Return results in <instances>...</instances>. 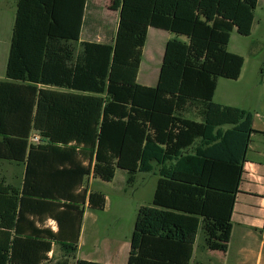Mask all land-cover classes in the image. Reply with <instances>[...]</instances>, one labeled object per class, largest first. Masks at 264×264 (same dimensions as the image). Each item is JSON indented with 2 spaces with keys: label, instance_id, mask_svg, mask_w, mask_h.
I'll return each mask as SVG.
<instances>
[{
  "label": "trees",
  "instance_id": "obj_1",
  "mask_svg": "<svg viewBox=\"0 0 264 264\" xmlns=\"http://www.w3.org/2000/svg\"><path fill=\"white\" fill-rule=\"evenodd\" d=\"M118 2L116 27L96 41L80 40L99 21L90 0H17L0 159L22 164L24 177L20 188L0 180V264H40L53 244L62 257L50 264H104L76 259L85 209L106 201L84 183L117 169L128 183L157 176L126 264H189L200 224L231 221L253 114L213 97L219 78L240 76L244 58L227 45L233 29L251 34L258 0ZM149 27L173 34L154 86L137 82Z\"/></svg>",
  "mask_w": 264,
  "mask_h": 264
},
{
  "label": "rangeland",
  "instance_id": "obj_2",
  "mask_svg": "<svg viewBox=\"0 0 264 264\" xmlns=\"http://www.w3.org/2000/svg\"><path fill=\"white\" fill-rule=\"evenodd\" d=\"M92 2L98 5V9L95 13L96 17L99 18V21H95L96 31L92 38L103 41L107 26L114 29L117 23L119 2L118 0H92ZM16 3L17 0H0V79H5V65L14 24ZM254 15L251 34L247 36L241 35L236 29H233L227 45L228 51L239 54L245 59L243 70L244 79L237 84L231 79L219 78L215 100L223 96L226 87L224 82L228 81L231 91L236 94V96H233L234 100L242 99L246 102L245 104H249L250 101L258 99L262 105L264 104V70H260L256 75L257 81L254 91L251 93L245 91L253 86L251 84V78L255 76L257 69H264V0H258ZM85 31L88 32V30ZM161 31L162 33L157 41L153 37L152 30H150L149 36L146 39L144 45L145 56L141 60L137 75V82L141 85L154 86L156 84L166 40L168 35H173L169 31ZM82 38L85 39V34ZM156 42H158V46H156ZM74 45L77 49L80 48L79 43H74ZM149 50L153 52L151 65H147ZM148 66L151 68L150 72L147 68ZM243 93L248 95L243 96ZM3 165L9 176L15 171V168L9 166L7 163ZM127 177L128 174L126 171L117 169L114 178L109 182L102 181L93 176H89L85 179L84 184L87 188L101 192L106 196L107 205L106 209L101 211H89L88 209L83 220L82 234L84 240L80 245V256L86 254V251L95 250V248H92V239H95L97 235L101 240H112L109 255L113 252L119 253L120 245L127 250L126 254L128 255L130 237L138 208L142 205L151 204L157 176L152 173L139 172L136 174L134 181L130 183L127 182ZM90 180L91 184L89 183ZM238 197H240V195H238ZM237 205L239 204L237 203ZM238 207H240V205ZM253 210L252 212L255 213L259 211V208L255 206ZM234 214L236 213L234 212ZM251 215L252 213L250 216ZM247 218H249L250 221H254L253 223L255 225L253 226L257 228L256 233H254V241H252L254 252L248 251L244 252L242 255L236 252V244L239 245V240L243 238L241 230L244 229L245 224L237 225L239 222L235 218L234 223H237L235 225L236 231L235 235L232 237L229 249L228 264L238 262L237 260H240V257L245 258L242 264H264V235L260 233L261 226L256 224L257 219L255 217ZM211 228L212 231H214V229H222L225 228V226L220 223H214L211 225ZM204 230L202 226V230L198 236V242L201 240ZM247 240L248 239L245 238V242H248ZM104 252H106V250H104ZM202 254L204 255V253ZM60 255H62V252L58 250L57 258H59ZM102 255L103 254L99 257H91L89 255L88 258L99 260ZM103 256H106V254ZM108 262L124 264V261H121L119 258L116 261L109 260Z\"/></svg>",
  "mask_w": 264,
  "mask_h": 264
},
{
  "label": "crops",
  "instance_id": "obj_3",
  "mask_svg": "<svg viewBox=\"0 0 264 264\" xmlns=\"http://www.w3.org/2000/svg\"><path fill=\"white\" fill-rule=\"evenodd\" d=\"M90 4H92L94 7L98 6L94 4L92 0H90ZM150 30H152L153 37L157 41L158 37L162 33L161 31L162 29H158V28L153 29V27H149L147 38L149 36ZM84 34H85V39L82 38ZM172 36L173 35H168L167 40L171 38ZM90 37L91 38L94 37V32L93 31L86 32L84 30L81 33L80 40H87V39H90ZM158 45H159L158 42H156V46ZM144 56L145 55H144V47H143L142 58ZM152 58H153V52L149 50L147 65H151ZM244 64H245V59H244ZM244 64H243L240 76L237 79L233 80L237 84L238 82H241L242 79H244V76H243ZM147 68L149 69V72H150L151 68L149 66ZM259 71H260V68L257 69V71L255 72V76L251 78V84L253 86L251 88H248L245 91H248L249 93L254 91V87L257 81L256 75ZM224 83L226 87H225L223 96H221L218 100H215L214 98L216 96L217 87L219 84L217 83L213 101L218 104L238 107V108L245 109V110L252 112L253 114L252 128L254 132L251 133V141L249 143L248 151L246 155L247 161L244 165V173L242 176V181L240 183V189H239L240 194L239 193L237 194V201L234 206L231 221L229 223H220L224 225L225 228L214 229V231H212L211 225L214 223H218V222L210 221V222H202L200 224V227L196 235V240L193 245L192 258L189 264H228L229 249H230V245L232 242V237L233 235H235V231H236L235 225L237 223H234L235 218L239 222L237 225L245 224L244 229L241 230L243 238L239 240V245L236 244V248H235L236 252H239L241 255L244 252H248V251L254 252L252 241H254V233H256L257 228L256 226H253L255 225L253 223L254 221H250V219L247 217H255L257 219L256 224L261 226L260 233L264 235V227H263V223H264V104L262 105L258 99L254 101H250L249 104L247 103L248 105L245 104L246 102L242 99L234 100L233 96H236V94L231 91L228 81ZM246 95L248 94L243 93V96H246ZM4 163H7L9 166H12L15 168V171L10 176L6 173V170L3 167ZM21 167H22V170H21ZM23 177H24V167L22 164L17 163L15 161H7V160L0 159V180L5 181V183L10 186L20 188L22 181H23ZM90 182L91 180L89 181V183ZM84 186L86 185L84 184ZM87 189L90 190L89 188ZM238 195H240V197H238ZM237 203L240 205V207H238L239 205H237ZM106 205H107V198H106L105 207L103 210L106 209ZM255 206L259 208V211H256L254 213L252 211H254L253 208ZM87 211L88 209L86 208L84 212L83 220H84V217ZM89 211L91 210L89 209ZM234 212L236 214H234ZM251 213L253 216L252 215L250 216ZM46 225L52 227L53 230H56V226L52 220H48ZM202 226L204 227L205 230L203 231V235L201 236V240L199 241L200 242L199 244L198 236L202 230ZM82 229H83V221H82V226H81V231H80V236H79V241H78V246H77V251H76V259H79V260L84 259V260L95 261V262L104 263V264H114L108 261L109 260L116 261L119 258L121 259V261L122 260L124 261V264H126L127 250L124 247H122V245H120L119 253L113 252L111 253V255H109V249H110V244L112 240L110 239L101 240L98 235L95 237V239L94 238L92 239V244H93L92 248L93 249L95 248L96 251L89 250V251H86V254L80 256L79 249H80V245L82 241L84 240ZM245 238L248 239L247 240L248 242H245ZM101 249L106 250V252H104V250H101ZM58 250L62 252V249L60 248L58 244H53L51 251L48 253L49 260L43 261L40 264L54 263L58 259H60L62 255H60L59 258H57ZM202 253H204V255ZM101 254L103 255L106 254V256L102 255L101 258H99V260L88 258L89 255L91 257H99ZM244 259L245 258L240 257V260H237L238 262L234 264H240V263L242 264V261ZM69 262L74 263L75 261L70 260Z\"/></svg>",
  "mask_w": 264,
  "mask_h": 264
},
{
  "label": "built area",
  "instance_id": "obj_4",
  "mask_svg": "<svg viewBox=\"0 0 264 264\" xmlns=\"http://www.w3.org/2000/svg\"><path fill=\"white\" fill-rule=\"evenodd\" d=\"M31 143H38L40 141V137L37 134H32L29 138Z\"/></svg>",
  "mask_w": 264,
  "mask_h": 264
}]
</instances>
